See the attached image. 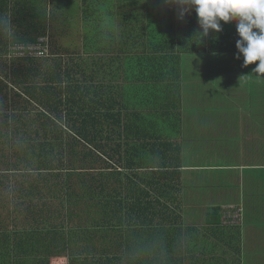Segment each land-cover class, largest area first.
<instances>
[{"label":"trees","instance_id":"obj_1","mask_svg":"<svg viewBox=\"0 0 264 264\" xmlns=\"http://www.w3.org/2000/svg\"><path fill=\"white\" fill-rule=\"evenodd\" d=\"M180 7L0 0V264H242V223L186 210L176 142L184 56L236 54V22L202 36Z\"/></svg>","mask_w":264,"mask_h":264},{"label":"crops","instance_id":"obj_2","mask_svg":"<svg viewBox=\"0 0 264 264\" xmlns=\"http://www.w3.org/2000/svg\"><path fill=\"white\" fill-rule=\"evenodd\" d=\"M236 54L184 56L181 127L176 133L182 145L183 195L194 221L217 204L226 219L225 207L238 200L242 264H264V77L255 74L251 81L241 76L245 67ZM251 82L253 120L242 111L251 100L246 87ZM222 170L234 173L226 179Z\"/></svg>","mask_w":264,"mask_h":264},{"label":"clouds","instance_id":"obj_3","mask_svg":"<svg viewBox=\"0 0 264 264\" xmlns=\"http://www.w3.org/2000/svg\"><path fill=\"white\" fill-rule=\"evenodd\" d=\"M180 16L193 8L202 31L222 30L221 21L236 22L239 39L236 41V59L243 57L242 67L256 64L252 73L264 77V0H177ZM258 61V63H256Z\"/></svg>","mask_w":264,"mask_h":264},{"label":"built area","instance_id":"obj_4","mask_svg":"<svg viewBox=\"0 0 264 264\" xmlns=\"http://www.w3.org/2000/svg\"><path fill=\"white\" fill-rule=\"evenodd\" d=\"M49 45L50 43L48 37H40L35 42L30 43H13L11 47V56L26 57L28 55H31L35 57H46L50 54ZM225 208L226 210H237V212L240 213V217L242 216V206L230 204L227 205ZM225 220L228 224H236L239 222L234 216H229L228 213H226Z\"/></svg>","mask_w":264,"mask_h":264},{"label":"rangeland","instance_id":"obj_5","mask_svg":"<svg viewBox=\"0 0 264 264\" xmlns=\"http://www.w3.org/2000/svg\"><path fill=\"white\" fill-rule=\"evenodd\" d=\"M233 24V21H231V22H228V25H232ZM50 30H52V31H54V28H51ZM62 33H63V35H64V33L65 32H63L62 31ZM69 35H70V33H69ZM74 35H75V32H74ZM60 36V40H61V42L62 43H64L65 44V42L67 43V42H70V41H72V37H68L67 39H65L63 36H61V35H59ZM63 37V38H62ZM49 38V37H48ZM76 42L78 43V44H81V38L80 37H77V38H74L73 39V42H70V44H76ZM49 43H50V38H49ZM49 51L51 52V46L49 45ZM242 67V66H241ZM238 70H239V68H237ZM238 73L240 74V71H238ZM241 74H243V72H241ZM243 76V75H242ZM240 101H235V103L236 104H238ZM241 157H243V156H241ZM214 174H217L218 173V171L217 170H214V171H212ZM225 174V178L227 179V177H228V175H229V173L230 174H233L234 173V171H231V170H222V174ZM236 201V203L238 202V200H235ZM235 203V204H236ZM237 206V205H236ZM239 206V205H238ZM227 212L226 213H228V215L229 216H234L239 222L238 223H242V216L240 217V213H238L237 212V210H232V209H227L226 210ZM241 221V222H240ZM235 223V222H234Z\"/></svg>","mask_w":264,"mask_h":264}]
</instances>
